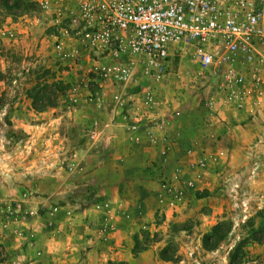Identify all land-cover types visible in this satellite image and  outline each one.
<instances>
[{
    "label": "rangeland",
    "instance_id": "obj_1",
    "mask_svg": "<svg viewBox=\"0 0 264 264\" xmlns=\"http://www.w3.org/2000/svg\"><path fill=\"white\" fill-rule=\"evenodd\" d=\"M28 1L36 4L31 11L16 19L7 17L0 23V163L28 162L32 157L42 156V152V157L53 153L59 158L64 181L77 165L70 159L73 151H67L69 134L85 145L92 169L97 167L98 157L107 159L116 154L136 158L141 152L146 162L139 168L157 184L156 207L151 221L130 234L133 256L155 248L156 259L152 264H264V243L251 240L257 234L264 239V100L248 101L240 109L230 107L238 111L248 109V120L220 116L214 106L212 111L206 106L209 98L216 97V102L219 99L216 84L203 88L191 58L174 52L169 58L168 79L157 84V106L152 110V118L164 119L168 125V116H159L158 111L169 108L171 101L175 103L173 107L179 106L184 111L180 116L186 130L181 155L172 154L173 146L165 134L158 136V140H154L152 133L146 134L150 143L138 148L142 137L140 131L134 133L129 129L132 115L125 107L116 108L112 92L105 88L112 84L101 73L105 56L84 51L74 41L79 40L75 34L78 27L69 20L72 9L65 6L67 0ZM37 77L39 80L32 84ZM57 81L62 82V90L55 100ZM36 84L35 94L39 93L42 108L34 109L31 100L28 106L17 98L26 97V92ZM105 94L112 95L111 102ZM113 106L120 112L121 129L126 131V138L129 136L121 149L117 148L118 153L111 142L104 143L106 123L97 117ZM51 108L60 110L61 123L67 128L61 131L40 128L42 123L36 119L37 114ZM68 111H75L76 118L63 116ZM71 121L79 126H66ZM249 121L260 131H252L250 140L245 142L243 137L248 135L243 126ZM91 130L97 133L93 140L89 137ZM153 154L157 160H152ZM123 166L124 172L130 171L129 165ZM114 167L112 163L106 164L107 173L113 174ZM2 168L5 165L0 166V185L6 186L8 181L3 176L9 175V171ZM18 185L23 186L20 181L11 180L8 189L0 186V260L6 257L2 240L5 232L33 237L30 227L27 234L20 232L19 222L31 225L37 221L52 229L61 208L62 221L71 224L74 219L67 210L70 193L60 196V202L51 203L50 194L39 195ZM91 191L83 198L82 208L86 216L89 209L90 215L96 214L97 221L93 218L95 226H90L88 235L105 246V260L98 264H126L112 256L126 246L117 247L111 239L116 232V219L123 216L114 213L108 200L94 197ZM221 221L230 225V232L215 248H204V236ZM161 254L170 260L162 259Z\"/></svg>",
    "mask_w": 264,
    "mask_h": 264
},
{
    "label": "built area",
    "instance_id": "obj_2",
    "mask_svg": "<svg viewBox=\"0 0 264 264\" xmlns=\"http://www.w3.org/2000/svg\"><path fill=\"white\" fill-rule=\"evenodd\" d=\"M69 20L77 24L83 45L111 55L103 77L117 87L131 82L139 87L135 100L125 102L120 93L112 97L116 108L132 115L134 133L149 136L151 128L166 125L152 118L154 87L168 79L174 52L191 58L198 83L203 88L215 83L218 101L226 106L240 109L264 100V0H74ZM89 137L95 139L96 131Z\"/></svg>",
    "mask_w": 264,
    "mask_h": 264
},
{
    "label": "crops",
    "instance_id": "obj_3",
    "mask_svg": "<svg viewBox=\"0 0 264 264\" xmlns=\"http://www.w3.org/2000/svg\"><path fill=\"white\" fill-rule=\"evenodd\" d=\"M64 3L65 6L70 7V9L74 8V0H67ZM58 5L62 6L61 3H58ZM74 41L75 43L78 42L77 44H80V49L82 48L84 51L103 54L105 56V63H109L113 60L108 53L104 54L100 51L88 49L83 45L80 38ZM105 88L112 92V95L116 93L122 94L125 102L137 99V95L135 94L139 90V87L134 86L132 82L123 87H117L114 86L113 83H110L109 85L107 84ZM154 88L156 92H158L159 87L156 85ZM112 95L107 97L105 94L110 102ZM17 99L22 102L21 104L30 106V100L25 96L21 97V95H19ZM174 104L175 103L171 101L169 108L158 111L159 116H168L169 124L165 125L162 130L153 127L149 131H151L154 140H158V136L162 134L167 135L173 146L172 154L181 155L180 148L186 130L180 116L184 111L178 108L179 106L173 107ZM213 106L214 109L218 111L217 114H220V116L227 115V119L234 117L238 118V120H248L250 116V111L248 109L241 111L234 110L226 106L222 101L215 102ZM214 109L212 107L209 108L211 111ZM59 112L60 110L58 108H51L48 111L38 113L36 119L42 123L40 128L43 129L47 127L48 129V127H50L51 130L56 129L57 131L67 128L61 123L63 121L60 119L62 116H60ZM28 113H30V110H28ZM119 113V110L113 106L111 110H105L103 113L97 115L101 123H106L105 125L103 124V141L104 143L111 142L112 145L116 147L115 153H118V149H121L120 147L123 141L129 140V136L126 138V131L121 129L123 123L118 122ZM76 114L75 111H68L63 113V116L74 115L75 119ZM82 115L84 114L82 113ZM60 123L62 125H60ZM76 124V121H71L66 126L77 128L79 125ZM243 129L246 133L245 135H248V137H243V141L245 142L250 140L249 134L252 131H260L256 124L254 125L251 121L245 123ZM122 134H124V137H120ZM139 134L142 139L136 147L140 148L142 146H147L150 142L145 137L146 132L141 130ZM68 138L70 141L68 140V144L66 145L67 151H73V154L70 155L72 158L70 159H73L74 163L77 165L71 170V173L66 175V180L64 181V173L62 174L59 169V158L53 155V153L51 156L42 157V152V156L37 158L32 157L28 162L14 160L13 162L5 163L1 161L2 163H0V166L5 165V168H2V170L4 172L8 170L9 175L3 176V178H6L8 181L7 185L0 186L8 189L11 187L8 186L11 180L20 181L23 186H18L22 188L25 187L24 189L28 188L30 192L44 196L50 194L53 197L51 198V203L60 202V196L66 192L70 193L68 196L71 197L69 201H67V210L73 213L74 219L71 224H68L64 220L62 221L63 209L61 208L54 217L55 225H53L52 229L45 228V225L37 221L31 223V225L26 221L19 222L18 229H20L21 233L27 234V229L30 227L34 235L28 238L24 235L23 237L19 235L15 236L10 232H5L2 236V240L5 245L6 257L0 260V264H98L105 260V246H101V243L97 241L98 239L96 237L90 238L88 235L89 229H91L90 226H95V223L92 222H94L93 220L96 214L93 213L90 215L89 209L88 215L86 216V211L82 208L85 202L83 198L87 196L86 193L90 189L94 197H103L105 200H108L106 202L110 207L113 206L114 213L123 216L116 219V232L113 233L111 239L117 247L119 245L126 246H122L121 250H117V252L112 255L113 258L118 261H124L126 264H152L153 260L156 259L155 248L142 250L135 256L130 252V248L132 247L130 234L132 235L136 229L142 227L145 222L148 223L151 221L154 208L156 207L155 193L157 184L154 181H150L148 175L139 168L146 162V159L141 157V152L139 154L140 157L136 158L114 154L107 159L98 157L97 167L92 169V167H90L91 157L87 155L85 145L78 143L73 135L70 136L69 134ZM54 143L55 145L57 144V142ZM151 157L152 160H157L154 154ZM171 158H174L173 155ZM182 160L183 157L179 160L178 164H180ZM108 163H112L115 166L113 174L107 173L106 164ZM123 165H129L130 171L124 172ZM14 189H16V187H14ZM40 200L44 204L47 203L45 198H40ZM128 216H130V218H127ZM95 220L97 221V218ZM53 229L56 233H54L55 231H51ZM156 264L160 263L156 262Z\"/></svg>",
    "mask_w": 264,
    "mask_h": 264
},
{
    "label": "trees",
    "instance_id": "obj_4",
    "mask_svg": "<svg viewBox=\"0 0 264 264\" xmlns=\"http://www.w3.org/2000/svg\"><path fill=\"white\" fill-rule=\"evenodd\" d=\"M36 4L30 2L28 0H0V23H2L7 17H12L13 19L19 18L32 10V8ZM6 79H4L5 82ZM12 79H8V82H11ZM38 77L34 79L33 83L37 82ZM55 100H57L59 94L61 93L62 82L57 81L55 83ZM38 88L36 84L32 87L31 90L26 92V98L31 100L32 108H42L40 104L41 98H39V93L35 91ZM41 93V91H40ZM230 225L226 221L218 222L214 225L211 230L204 236L203 238V246L206 249L215 248L230 232ZM257 234V233H256ZM252 241L258 243H264V239H262L261 235H255V237L251 238ZM162 259L170 260L167 258L166 254H161Z\"/></svg>",
    "mask_w": 264,
    "mask_h": 264
}]
</instances>
